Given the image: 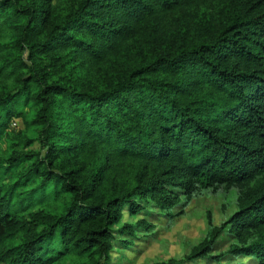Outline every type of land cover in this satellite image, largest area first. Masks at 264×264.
<instances>
[{"label":"trees","instance_id":"trees-1","mask_svg":"<svg viewBox=\"0 0 264 264\" xmlns=\"http://www.w3.org/2000/svg\"><path fill=\"white\" fill-rule=\"evenodd\" d=\"M7 140L0 264H106L116 232L152 229L115 231L121 215L179 189H235L238 209L171 263L226 231L232 257L264 264V0H0Z\"/></svg>","mask_w":264,"mask_h":264},{"label":"rangeland","instance_id":"rangeland-1","mask_svg":"<svg viewBox=\"0 0 264 264\" xmlns=\"http://www.w3.org/2000/svg\"><path fill=\"white\" fill-rule=\"evenodd\" d=\"M63 3L64 0H61ZM14 130V131H13ZM25 130L21 120L11 124L12 144L20 143V138ZM24 134H32L26 132ZM8 140L0 143V161L8 155ZM16 148V147H15ZM34 147L25 146L26 151ZM103 160L97 158L94 163L98 167ZM120 173L111 174V179L119 178ZM8 182V177H5ZM107 187H110L108 182ZM177 192V191H175ZM178 202L168 209H162L153 201H140L143 210L140 213H129L126 210L120 217L115 231L125 225L135 226L139 221L148 222L152 229L149 231L136 230L135 238L128 235H120L116 232L118 241H115L114 249L106 264H247L250 259L246 257L234 258L228 250L233 244H238L225 232L218 236L213 245L211 257L207 259H195L185 263H171V261L182 260L205 238L209 237L215 227L225 223L238 209V192L220 190L218 192H202L191 198L185 197L184 192L178 190ZM174 195V194H173ZM137 226V225H136ZM125 246L124 242H130ZM219 257L216 261L212 257ZM76 258H74L75 260ZM73 258H67L69 262Z\"/></svg>","mask_w":264,"mask_h":264}]
</instances>
